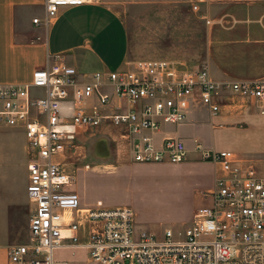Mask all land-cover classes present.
Returning <instances> with one entry per match:
<instances>
[{
	"label": "crops",
	"instance_id": "obj_1",
	"mask_svg": "<svg viewBox=\"0 0 264 264\" xmlns=\"http://www.w3.org/2000/svg\"><path fill=\"white\" fill-rule=\"evenodd\" d=\"M194 3L198 12L192 10ZM35 19H39L38 24H34ZM148 60L169 61L183 75L205 68L210 80L220 85L264 82V0H86L80 7H62L50 20L45 0H0V86L29 85L36 70L56 61L74 68L81 82L89 80L82 75L112 72L159 80L161 77L144 71ZM100 92L109 97L108 103L101 105L94 96L86 104V113L97 107L106 116L132 109L141 116L143 106L154 105V101L132 105L120 100L108 84ZM216 101L220 111L212 114L197 91L177 102L185 114L182 123H166L151 115L158 128L135 135L128 127L109 122L83 129L67 153L66 165L69 169L84 165V170L90 169L89 165H172L183 175L196 174L206 185L197 194L205 206L208 203L203 193L215 189L222 173L218 165L199 160L198 145L233 152L236 166L243 172L264 165L263 104L232 92H220ZM101 132L116 144L117 151L127 145L126 152L122 156L111 153L109 161L98 159L93 138ZM144 137L156 149H161L167 138L180 139L187 160L178 164L134 163L132 144ZM29 161L24 130L0 124V264H9L8 247L18 237V220L29 225L34 211L27 192ZM208 173H212L210 181L205 180ZM83 206L91 207L87 203Z\"/></svg>",
	"mask_w": 264,
	"mask_h": 264
},
{
	"label": "built area",
	"instance_id": "obj_2",
	"mask_svg": "<svg viewBox=\"0 0 264 264\" xmlns=\"http://www.w3.org/2000/svg\"><path fill=\"white\" fill-rule=\"evenodd\" d=\"M85 4L86 0H45L47 19L57 17L62 7ZM192 10L199 11L197 3ZM143 68L162 79L112 72L82 75L89 80L81 82L74 68L56 61L36 70L29 85L0 86V124L25 132L30 155L27 192L34 205L29 240L8 247L9 264H68L55 260L60 249L85 250L96 264H264V165L243 172L231 151L198 145L199 160L218 165L222 175L213 191L203 193L208 204L196 209L179 239L171 229L161 241L147 234L135 237L130 208H106L101 202L84 207L80 195L71 191L74 178L65 169L66 155L83 129L109 122L135 135L158 128L151 115L177 125L185 120L177 102L197 91L212 114L220 111V92L259 101L264 107V82L220 85L210 80L205 68L183 75L166 60H148ZM104 84L111 85L120 100L154 105L143 106L141 116L133 109L106 116L97 107L86 113L94 96L101 105L108 103L109 97L100 92ZM187 158L180 139H165L161 149L146 137L132 144L137 164H178Z\"/></svg>",
	"mask_w": 264,
	"mask_h": 264
},
{
	"label": "rangeland",
	"instance_id": "obj_3",
	"mask_svg": "<svg viewBox=\"0 0 264 264\" xmlns=\"http://www.w3.org/2000/svg\"><path fill=\"white\" fill-rule=\"evenodd\" d=\"M33 94L36 96L38 92ZM93 141L97 143L98 159L112 160L111 153L122 156L127 149V145H121L117 151L116 144L110 142L104 132L96 134ZM83 166L72 165L69 169L65 165L66 171L74 178L71 191L74 189L80 195L81 202L94 206L99 200L104 207L130 208L134 213L135 237L147 234L157 241L163 239L167 229H171L178 239L183 236L194 211L202 203L198 190L206 188L197 180L196 174L187 172L183 175L179 170L172 169V165L169 166L171 168L159 165H89L90 169L85 170ZM205 176V180L210 181L212 173ZM199 179H204V176ZM17 228L19 234L12 245L28 242V222L23 225L22 219H19ZM54 258L68 264H91L85 250L60 249L54 253Z\"/></svg>",
	"mask_w": 264,
	"mask_h": 264
}]
</instances>
